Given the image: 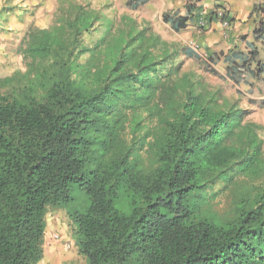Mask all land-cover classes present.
Returning a JSON list of instances; mask_svg holds the SVG:
<instances>
[{
    "label": "trees",
    "instance_id": "trees-1",
    "mask_svg": "<svg viewBox=\"0 0 264 264\" xmlns=\"http://www.w3.org/2000/svg\"><path fill=\"white\" fill-rule=\"evenodd\" d=\"M189 19L163 15L176 32ZM17 52L0 77V264L42 260L74 184L90 198L67 212L88 264H264V125L184 69L193 48L110 0H61ZM255 52L227 65L234 84L264 74Z\"/></svg>",
    "mask_w": 264,
    "mask_h": 264
},
{
    "label": "crops",
    "instance_id": "crops-1",
    "mask_svg": "<svg viewBox=\"0 0 264 264\" xmlns=\"http://www.w3.org/2000/svg\"><path fill=\"white\" fill-rule=\"evenodd\" d=\"M60 1L9 0L8 4L13 8V11L5 18H7V27H11L14 31L9 34L10 42L5 47H12L15 43L21 42L28 29V23L50 19ZM128 1L115 0V6L122 5V2L126 5ZM190 4L193 5L191 12L188 10ZM218 6H224L229 11L232 22L228 29L223 28L220 20L216 18L211 20V14L208 19L206 18L209 12ZM7 10H10L9 7ZM171 11H176L177 15L181 16H193V11H195L196 15L205 18L206 25L201 28L200 20L194 21L193 24L188 21L184 28L176 32L171 23H166L163 20L164 13ZM124 12L136 16L140 22H150L153 28L170 42H177L183 47H191L193 43L198 45L199 50L196 51L198 55L205 53V59L213 69L216 65L219 68L223 66L225 76H227V65L231 61H240L244 57L250 58L254 50L257 55L254 57L253 67L258 63L264 65V33L257 32L261 25H264V0H144L139 8L132 10L125 7ZM211 56L216 60L211 61ZM262 80H264V74L258 79L250 78L249 82L241 84L249 88L248 93L250 94L253 91L251 87L258 89L261 87ZM249 97L252 100L257 98L254 101L264 99L263 94L259 97L251 95ZM53 211L52 214H56L57 211ZM70 225L74 230L72 221ZM66 226L64 223L48 220L44 239V256L38 264H88L86 257L78 251L76 241L73 239V232L68 233ZM55 234H58L59 238H56Z\"/></svg>",
    "mask_w": 264,
    "mask_h": 264
},
{
    "label": "rangeland",
    "instance_id": "rangeland-1",
    "mask_svg": "<svg viewBox=\"0 0 264 264\" xmlns=\"http://www.w3.org/2000/svg\"><path fill=\"white\" fill-rule=\"evenodd\" d=\"M110 1L115 6V0H110ZM8 2L9 0H0V77L10 75L13 71L23 66L21 56L17 52V49L21 42L15 43V45L13 44L14 46L12 47L10 46L5 47V45L6 44L8 45V43L10 42L8 40L9 34H11L14 31L11 29V27H7V18H5L13 11V8L9 6ZM122 5L119 6L118 4L117 6H115V9H117L119 14L125 13L124 9L127 6L123 2ZM8 7L10 10H7ZM195 13L196 12L193 11V16H190L189 19L190 24H193L194 21H198L201 19V17L196 15ZM50 19H46L44 21L38 20V22L28 23L29 24L28 28L33 23H43ZM205 58H206L205 53L204 54L201 53L199 55V59H196L195 57H188L182 54L179 57V61H183V67L185 70L193 71L197 75L202 76L215 89H219L224 96L229 98L231 101L236 102L242 109L245 110V112L247 113L246 116L248 120L264 125V107H261L257 103L252 102L251 101L252 98L249 97V95L253 97H257V96L259 97L261 96V94L264 95L263 88L259 87L257 89L256 87L252 86L251 88L253 91L252 93L250 92L249 94L248 93L249 88H247L244 84L238 86L234 84V82L231 81L229 78H227V76H225L226 73L223 71V66H220V68L218 65L214 66V68L218 71V74L210 72L209 67L207 66L208 62L206 61ZM254 99L257 98H253V100ZM261 134L264 137V131H261ZM71 196H72L71 200L65 203L64 207L59 208L58 211L57 209H55L57 211L56 214H52V212L54 211L51 210L50 211L51 213L48 217V220H50L51 222L56 221L66 224L67 226L65 228L67 229L68 233H72L73 228L71 227L72 225H70L71 220L67 212L69 211L74 212L76 210L85 212L88 206L90 205V198L87 192L83 190L78 184H74V187L71 191ZM218 201L219 203H217V209L221 210L227 206L228 197L226 196V194H222L221 197L218 198ZM59 211H61L62 213L61 212L59 213ZM73 239L75 240L74 235H73Z\"/></svg>",
    "mask_w": 264,
    "mask_h": 264
},
{
    "label": "built area",
    "instance_id": "built-area-1",
    "mask_svg": "<svg viewBox=\"0 0 264 264\" xmlns=\"http://www.w3.org/2000/svg\"><path fill=\"white\" fill-rule=\"evenodd\" d=\"M216 11V14L218 15V17L220 18V21L222 23V26L224 29H228V27H230L231 25V22L227 19V18H224L225 15H226V11L225 9L223 8H217L215 9ZM199 25L200 27H204L206 25V20L205 18H201L200 21H199ZM191 47L195 50V51H198L199 50V46L196 45V44H191ZM56 238H59V235L58 234H55Z\"/></svg>",
    "mask_w": 264,
    "mask_h": 264
},
{
    "label": "clouds",
    "instance_id": "clouds-1",
    "mask_svg": "<svg viewBox=\"0 0 264 264\" xmlns=\"http://www.w3.org/2000/svg\"><path fill=\"white\" fill-rule=\"evenodd\" d=\"M201 28H204V27H201Z\"/></svg>",
    "mask_w": 264,
    "mask_h": 264
}]
</instances>
